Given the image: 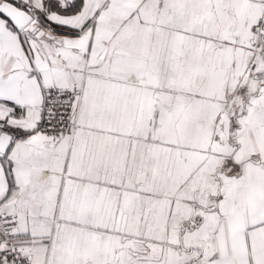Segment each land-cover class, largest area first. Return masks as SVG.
Returning <instances> with one entry per match:
<instances>
[{
  "label": "snow or ice",
  "instance_id": "obj_1",
  "mask_svg": "<svg viewBox=\"0 0 264 264\" xmlns=\"http://www.w3.org/2000/svg\"><path fill=\"white\" fill-rule=\"evenodd\" d=\"M0 264H264V0H0Z\"/></svg>",
  "mask_w": 264,
  "mask_h": 264
}]
</instances>
